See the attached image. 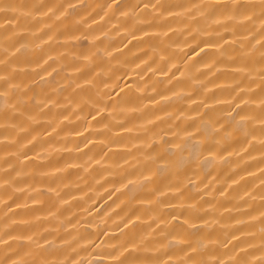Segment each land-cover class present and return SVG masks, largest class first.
<instances>
[{
    "label": "bare ground",
    "instance_id": "obj_1",
    "mask_svg": "<svg viewBox=\"0 0 264 264\" xmlns=\"http://www.w3.org/2000/svg\"><path fill=\"white\" fill-rule=\"evenodd\" d=\"M0 264H264V0H0Z\"/></svg>",
    "mask_w": 264,
    "mask_h": 264
}]
</instances>
